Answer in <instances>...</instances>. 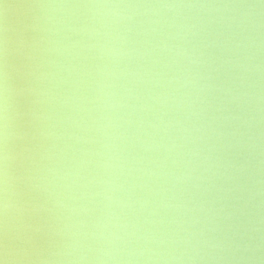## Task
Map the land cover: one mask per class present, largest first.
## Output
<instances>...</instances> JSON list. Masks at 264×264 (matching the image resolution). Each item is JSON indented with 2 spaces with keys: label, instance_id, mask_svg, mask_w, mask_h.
Here are the masks:
<instances>
[{
  "label": "water",
  "instance_id": "95a60500",
  "mask_svg": "<svg viewBox=\"0 0 264 264\" xmlns=\"http://www.w3.org/2000/svg\"><path fill=\"white\" fill-rule=\"evenodd\" d=\"M58 2L0 0V264H43L66 225L109 220L108 264H264V0H73L133 7L46 32L36 6ZM3 154L0 134V204ZM65 172L87 187L54 205L37 177Z\"/></svg>",
  "mask_w": 264,
  "mask_h": 264
},
{
  "label": "clouds",
  "instance_id": "9594fccd",
  "mask_svg": "<svg viewBox=\"0 0 264 264\" xmlns=\"http://www.w3.org/2000/svg\"><path fill=\"white\" fill-rule=\"evenodd\" d=\"M40 9L41 20L43 21V30L46 32H71L74 31V22L80 16H87L92 20L99 21L102 24L108 23L116 14L115 10L120 8H129L133 6L98 4V3H79L73 0H66V2L58 3H42L37 5ZM98 37L101 36L99 31L96 32ZM49 43L53 41L49 40ZM109 43L107 40H98V47H104ZM42 51H48L47 48ZM9 92L7 83L4 87L3 108H2V138L4 142V172L2 181L3 201L0 204L4 215L5 233L8 231V215L11 207L10 198L13 195L11 192V178L8 172V141L12 135L11 118L9 115ZM113 140L118 137L113 134ZM109 159L119 160L115 154L110 155ZM118 166V165H117ZM41 184L45 186V190L49 191V196L55 197L54 205L58 204L60 198H74L71 196V189L73 185L79 187H87V184L82 183L85 177L81 176L79 172L73 175L71 172H65L61 177L62 180L70 181V183L55 185L54 181H50L47 175H40L37 177ZM110 184V182H106ZM63 207H67L64 205ZM119 225L100 221L93 225L90 230H85L79 223H72L66 225L60 230L63 235V242L58 248L44 258L43 264H108V261L115 260L122 254V250L118 247V242L123 239L122 236L116 234Z\"/></svg>",
  "mask_w": 264,
  "mask_h": 264
}]
</instances>
